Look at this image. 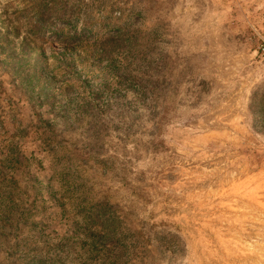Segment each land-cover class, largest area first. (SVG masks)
<instances>
[{"label":"rangeland","instance_id":"374dc122","mask_svg":"<svg viewBox=\"0 0 264 264\" xmlns=\"http://www.w3.org/2000/svg\"><path fill=\"white\" fill-rule=\"evenodd\" d=\"M0 264H264V0H0Z\"/></svg>","mask_w":264,"mask_h":264}]
</instances>
